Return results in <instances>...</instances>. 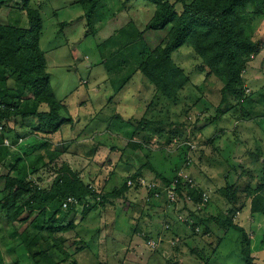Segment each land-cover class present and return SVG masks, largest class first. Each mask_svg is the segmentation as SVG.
<instances>
[{
    "label": "rangeland",
    "instance_id": "374dc122",
    "mask_svg": "<svg viewBox=\"0 0 264 264\" xmlns=\"http://www.w3.org/2000/svg\"><path fill=\"white\" fill-rule=\"evenodd\" d=\"M24 1L0 0V22L28 26ZM102 5L92 15L97 30L87 26L88 11L75 0H31L44 21L42 49L53 89L67 109L62 116L74 124H64L49 141L22 119L2 124L0 146L8 148L9 156L0 160V201L7 196V177L26 173L27 181L47 188L64 163L102 194L143 175L148 183H160L163 196L158 201L147 189L130 188L105 205L92 201L87 215L80 208L72 215L75 229L59 234L47 233L43 219L36 222L26 212L23 220L9 222L0 207V264H35L34 254L48 249L63 259L60 264H246L243 237L225 226L227 219L246 231L252 264H264V214L251 210L257 195L264 198V191L257 190L264 185V0L251 4L243 17L247 34L262 49L246 59L242 100L228 96L222 103L225 82L208 76L194 49L185 45L172 58L190 83L175 106L157 101L155 87L139 70L133 40L124 44L125 33L136 31L145 32L152 47L167 38V32L146 30L156 6L145 0H105ZM31 96L27 93L24 101ZM14 136L23 141L16 144ZM78 140L73 151L81 159L43 165L50 150L64 151L65 143ZM180 174H189L199 193L184 191L169 203L165 187L183 182ZM227 186L233 187V204L221 192ZM191 213L206 223L196 224Z\"/></svg>",
    "mask_w": 264,
    "mask_h": 264
},
{
    "label": "trees",
    "instance_id": "16d2710c",
    "mask_svg": "<svg viewBox=\"0 0 264 264\" xmlns=\"http://www.w3.org/2000/svg\"><path fill=\"white\" fill-rule=\"evenodd\" d=\"M103 1L105 0L75 1L77 5L88 11L85 15L88 21L87 26L95 29L92 15L98 8L103 7ZM145 1L156 6L155 13L147 25V32H167V38L152 47L148 40L144 39L145 32L136 31L134 34L125 33L128 41L124 44L129 45V42L133 40L132 48L137 49L141 59L139 70L155 87L157 101L166 100L174 106L178 105L180 92L189 85V76L175 64L172 58L173 54L185 45H190L194 49L203 65L207 67L208 76L215 75L225 82L222 103H228V96H233L237 101L241 98V101L245 95L243 73L247 64L246 59L249 56L258 55L262 49V43L255 41L247 34L243 22V17L248 14L250 5H255L257 0ZM30 3L31 0H25L23 5L28 26L0 22V124H8L11 119H22L33 133L48 137L56 134L64 124L73 123V119L62 116V112H66L67 109L62 101L56 98L51 77L47 71L45 53L40 45L44 21L40 11L31 8ZM27 93L32 96L24 101ZM238 104L233 107L235 108ZM42 106L46 109H41ZM218 111L224 112L221 107ZM145 124L143 121L140 122L142 127ZM3 136L1 135L0 139ZM13 139L17 144L19 141L17 136ZM136 146L133 145V148ZM63 152V148L50 150L47 156L48 161L43 165L49 167L56 164L61 160ZM122 152L128 151L123 149ZM8 156V148L4 145L0 146V160H7ZM19 163L17 161L11 165V171L16 169ZM16 175L6 178L8 191L7 196L0 201L1 211L9 222L23 220L21 218L25 212L36 222H41L43 219L42 228L50 234L72 232L75 229L72 215L78 208L83 209L84 215H87L95 206L90 205L92 201L95 204L105 205L111 198H119L127 189H130L125 184L121 189L102 194L86 186L79 178V173L73 171L67 163L58 168L55 180L47 188L27 181L26 173L18 172ZM141 176L143 175L138 177ZM136 179L137 177L134 181ZM193 182L195 183L194 179ZM16 186L18 188L14 190ZM175 188L179 197H182L184 191L186 195L198 192L196 187L184 185L180 180ZM232 188L227 186L221 192L233 204L235 196ZM257 190L264 191V185H260ZM153 196L152 191L149 197L152 199ZM70 197L75 198L78 203L70 205L68 209H65L67 211L63 212V203ZM19 203L21 204L17 205ZM251 210L254 214H264V198L261 193L252 201ZM190 215L198 220L196 224L206 223V220L198 219L195 213ZM224 222L227 228L242 235L241 252L245 258L244 261L246 264H252L251 244L246 231L231 220L227 219ZM51 251L48 249L35 253L33 256L35 264L63 262V259H59L60 257ZM54 257L61 261H57Z\"/></svg>",
    "mask_w": 264,
    "mask_h": 264
},
{
    "label": "built area",
    "instance_id": "2783aa9c",
    "mask_svg": "<svg viewBox=\"0 0 264 264\" xmlns=\"http://www.w3.org/2000/svg\"><path fill=\"white\" fill-rule=\"evenodd\" d=\"M3 130V126L2 124L0 125V131ZM23 140L20 139L19 142H22ZM5 146H9V142H5L4 143ZM183 175V176H182ZM180 174L179 177L183 180V182L185 183V185H190L192 188L195 187V183L193 182V179L189 176V174ZM149 181H147L145 178L143 177H140L138 178L136 181L134 180H128L127 181V185L129 188H143V189H147L148 190V193L150 192H154V196H153V199L155 200H158V201H161V198L163 196L162 192L159 191L160 189V186L157 184V183H148ZM166 188V194L167 196L166 199L169 203L171 202H175L176 199L178 200L179 196L176 192V188L174 187V185L172 186H167L165 187ZM78 201L75 199V198H68L64 203H63V209H68V207L70 205H77ZM180 218H183V216L179 215ZM149 245L152 249H156L157 248V244L155 241H152L150 242L149 241Z\"/></svg>",
    "mask_w": 264,
    "mask_h": 264
},
{
    "label": "crops",
    "instance_id": "0c3cea01",
    "mask_svg": "<svg viewBox=\"0 0 264 264\" xmlns=\"http://www.w3.org/2000/svg\"><path fill=\"white\" fill-rule=\"evenodd\" d=\"M76 1V0H75ZM94 27L97 29V30H99L98 29V25H94ZM42 39H43V35H42V38H41V42H40V45H41V49H42ZM43 50V49H42ZM43 52H44V50H43ZM45 53V52H44ZM45 57H46V53H45ZM46 61H47V71H48V60H47V57H46ZM78 61H79V59H78V57L77 56H75V55H73V61L72 62H76V63H78ZM49 73V72H48ZM50 74V73H49ZM50 77H51V75H50ZM51 81H52V78H51ZM51 85H52V82H51ZM53 87V86H52ZM54 90V89H53ZM75 91V90H74ZM54 93H55V95H56V98L59 100V101H64V99H60L58 96H57V94H56V92L54 91ZM75 122V121H74ZM74 123H72V125H73ZM61 130V129H60ZM59 130V131H60ZM54 136L55 137H57V136H59V133H57V134H53V135H50V136H48V141H49V139H52V138H54ZM55 139H57V138H55ZM62 144H64V143H58V145L56 144V147H59L60 145H62ZM70 144H72V142H68V143H65V147H66V149L64 150V152H63V154L61 155V157H60V159L62 160V161H65L66 159H68V158H70V159H73V158H76V159H81V157H79V155H78V153L77 154H74L75 152L73 151L74 149H73V147L75 146V147H78V145L80 144V142H79V140L76 142V144L74 145H71L70 146ZM27 147H29V145H27ZM69 147H71V148H69ZM69 149V150H68ZM68 151V152H67ZM71 152H73V153H71ZM68 153H70V154H68ZM158 202V201H157Z\"/></svg>",
    "mask_w": 264,
    "mask_h": 264
}]
</instances>
